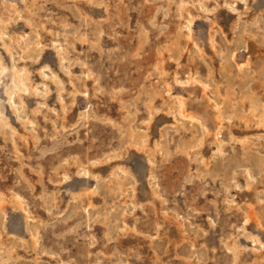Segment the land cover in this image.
<instances>
[{
  "label": "rangeland",
  "instance_id": "rangeland-1",
  "mask_svg": "<svg viewBox=\"0 0 264 264\" xmlns=\"http://www.w3.org/2000/svg\"><path fill=\"white\" fill-rule=\"evenodd\" d=\"M0 65V264H264V0H0Z\"/></svg>",
  "mask_w": 264,
  "mask_h": 264
},
{
  "label": "bare ground",
  "instance_id": "bare-ground-1",
  "mask_svg": "<svg viewBox=\"0 0 264 264\" xmlns=\"http://www.w3.org/2000/svg\"><path fill=\"white\" fill-rule=\"evenodd\" d=\"M43 10H44V9H43ZM52 21H53V20H52ZM26 40H27V39H26ZM26 42H27V41H26ZM27 44H28V43H27ZM175 45H176V44H175ZM27 46H28V45H27ZM171 46H172V45H171ZM68 49H69V48H68ZM233 55H234V54H233ZM13 62H14V61H13ZM17 64H18V63H17ZM0 66H1V65H0ZM8 66H9V64H8ZM8 66H7V67H8ZM23 68H24V67H23ZM24 69H25V68H24ZM22 70H23V69H22ZM14 71H15V70H14ZM14 71H13V72H14ZM23 71H24V70H23ZM4 72H5V71H4ZM4 72H3V73H4ZM22 74H25V73H22ZM20 75H21V72H20ZM17 76H18V74H17ZM25 76H26V75H25ZM22 77H23V76H22ZM0 79H1V78H0ZM17 80H18V79H17ZM18 81H19V80H18ZM20 82H21V81H20ZM17 83H18V82L16 81L15 84H17ZM13 85H14V83H13ZM23 85H25V83H24ZM13 87H15V86H13ZM16 88H17V87H16ZM26 88H27V87H26ZM26 88L24 89V87H23L22 89H18V90H19V92H20V90H23V89L26 90ZM13 92H15V91H13ZM9 95H10V97H11V95L13 96V93L11 92V94H9ZM19 95H20V94H19ZM19 95H18V96H19ZM13 97H14V96H13ZM8 98H9V97H8ZM17 98H18V97H17ZM20 99H21V98H20ZM20 99H19V101H21ZM176 99H177V98H176ZM13 101H14V100H13ZM17 103H18V102H17ZM22 103H23V102H22ZM178 103H179V101H178ZM19 104H20V103H19ZM13 105H14V104H13ZM183 105H184V103L181 101V106H183ZM15 106H16V105H15ZM20 106H21V105H20ZM175 106H176V105H175ZM176 107H177V106H176ZM179 108H180V107H179ZM218 108H219V107H218ZM220 108H221V107H220ZM177 109H178V108H177ZM23 110H24V109H23ZM263 110H264V109H263ZM17 111H19V110H17ZM178 111H179V110H178ZM216 111H217V110H216ZM221 111H222V110H221ZM185 112H186V111H184V110L182 109V112H181L182 116H183V115H186ZM221 113H222V112H221ZM189 115H190V114H189ZM189 115H188V116H189ZM22 116H23V115H22ZM26 116H27V115H26ZM26 116H25V117H26ZM186 116H187V115H186ZM183 117H184V116H183ZM194 118H195V117H194ZM221 118H222V117H221ZM255 119H256V118H255ZM257 120H258V118H257ZM260 122H262V121H260ZM262 123H263V122H262ZM199 125H200V124H199ZM200 127H201V126H200ZM202 127H203V126H202ZM203 128H204V127H203ZM170 129H171V128H170ZM204 136H205V135H204ZM11 137H12V136H11ZM11 137H10V138H11ZM121 146H122V145H121ZM143 147H144V146H143ZM163 154H164V153H163ZM17 194H18V193H17ZM19 199H20V198H19ZM107 209H108V208H107ZM52 210H53V209H52ZM250 235H251V234H250ZM237 240H238V239H237ZM3 252H5V251H3ZM7 253H8V252H7ZM7 253L5 252V254H7ZM3 254H4V253H3ZM179 255H180V254H179ZM5 257H7V256H5ZM4 260H5V259H4Z\"/></svg>",
  "mask_w": 264,
  "mask_h": 264
}]
</instances>
